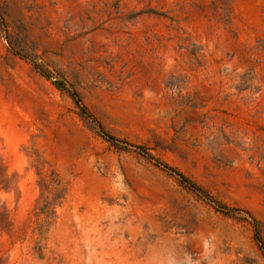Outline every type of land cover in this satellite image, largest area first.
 <instances>
[{
  "label": "rangeland",
  "instance_id": "rangeland-1",
  "mask_svg": "<svg viewBox=\"0 0 264 264\" xmlns=\"http://www.w3.org/2000/svg\"><path fill=\"white\" fill-rule=\"evenodd\" d=\"M0 264H264V0H0Z\"/></svg>",
  "mask_w": 264,
  "mask_h": 264
}]
</instances>
